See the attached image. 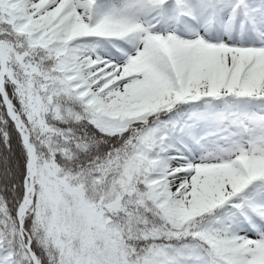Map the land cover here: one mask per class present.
<instances>
[{
    "label": "snow or ice",
    "instance_id": "6c2138e0",
    "mask_svg": "<svg viewBox=\"0 0 264 264\" xmlns=\"http://www.w3.org/2000/svg\"><path fill=\"white\" fill-rule=\"evenodd\" d=\"M0 264H264V0H0Z\"/></svg>",
    "mask_w": 264,
    "mask_h": 264
}]
</instances>
